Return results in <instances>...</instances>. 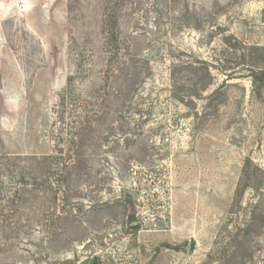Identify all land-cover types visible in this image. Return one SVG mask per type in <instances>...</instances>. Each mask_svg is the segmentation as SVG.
I'll return each instance as SVG.
<instances>
[{"label":"rangeland","instance_id":"374dc122","mask_svg":"<svg viewBox=\"0 0 264 264\" xmlns=\"http://www.w3.org/2000/svg\"><path fill=\"white\" fill-rule=\"evenodd\" d=\"M260 71L264 0H0V264H264Z\"/></svg>","mask_w":264,"mask_h":264},{"label":"trees","instance_id":"16d2710c","mask_svg":"<svg viewBox=\"0 0 264 264\" xmlns=\"http://www.w3.org/2000/svg\"><path fill=\"white\" fill-rule=\"evenodd\" d=\"M253 77L255 78V80H254V83H258V82H263V80H264V71H260V74L259 75H257V74H253ZM264 83V82H263ZM204 89H206V87L204 88ZM191 97V96H190ZM184 99V98H183ZM183 101V100H182ZM244 190V189H243ZM237 257V252L236 251H234L233 253H232V255H231V260H229V262H231V261H233L234 260V258H236Z\"/></svg>","mask_w":264,"mask_h":264},{"label":"water","instance_id":"95a60500","mask_svg":"<svg viewBox=\"0 0 264 264\" xmlns=\"http://www.w3.org/2000/svg\"><path fill=\"white\" fill-rule=\"evenodd\" d=\"M175 121H178L177 117L175 118ZM187 249H188V251L191 250V243L190 242L188 244V248ZM90 264H93V260L90 261Z\"/></svg>","mask_w":264,"mask_h":264}]
</instances>
